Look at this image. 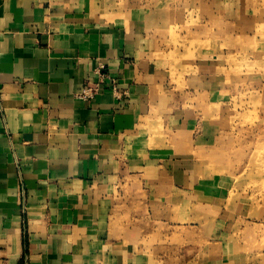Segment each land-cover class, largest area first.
<instances>
[{"label":"crops","instance_id":"crops-1","mask_svg":"<svg viewBox=\"0 0 264 264\" xmlns=\"http://www.w3.org/2000/svg\"><path fill=\"white\" fill-rule=\"evenodd\" d=\"M107 1L0 0V264H264L255 208L201 173L203 106L236 82L174 71L158 31Z\"/></svg>","mask_w":264,"mask_h":264},{"label":"rangeland","instance_id":"rangeland-1","mask_svg":"<svg viewBox=\"0 0 264 264\" xmlns=\"http://www.w3.org/2000/svg\"><path fill=\"white\" fill-rule=\"evenodd\" d=\"M107 3L110 11L136 13L152 32L158 31L160 46L170 51L168 58L174 71L185 63H217L221 64V72L225 68L226 95L230 81L236 82L230 86L235 90L234 98H221L226 101L223 107L213 104L214 100L203 106L209 114L211 138L215 131L217 138L216 142H208L206 158L212 163L202 167L201 173L216 177L212 189L228 194L225 201L232 203L242 196L243 202L255 208L250 212L253 219L264 222L256 214L258 210L264 211V99L260 84L264 78V58L255 54L264 50V0ZM236 18L238 22L231 28L230 21ZM161 55L165 56L163 51Z\"/></svg>","mask_w":264,"mask_h":264},{"label":"built area","instance_id":"built-area-1","mask_svg":"<svg viewBox=\"0 0 264 264\" xmlns=\"http://www.w3.org/2000/svg\"><path fill=\"white\" fill-rule=\"evenodd\" d=\"M97 88L96 87H93V86H84L80 96L83 98V99H91L95 93H97Z\"/></svg>","mask_w":264,"mask_h":264}]
</instances>
